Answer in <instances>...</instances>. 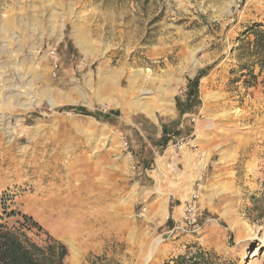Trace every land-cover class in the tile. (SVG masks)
I'll return each mask as SVG.
<instances>
[{
  "label": "rangeland",
  "instance_id": "1",
  "mask_svg": "<svg viewBox=\"0 0 264 264\" xmlns=\"http://www.w3.org/2000/svg\"><path fill=\"white\" fill-rule=\"evenodd\" d=\"M256 28L264 0H0V196L65 244V264L198 249L264 264ZM194 191L199 229L170 233Z\"/></svg>",
  "mask_w": 264,
  "mask_h": 264
},
{
  "label": "trees",
  "instance_id": "2",
  "mask_svg": "<svg viewBox=\"0 0 264 264\" xmlns=\"http://www.w3.org/2000/svg\"><path fill=\"white\" fill-rule=\"evenodd\" d=\"M253 32V46L259 52V71L264 68V30L249 29ZM242 67V70L246 69ZM248 74L252 70L248 69ZM196 76L189 83H196ZM255 78V77H254ZM192 94H196L195 86ZM91 115L81 107H65ZM9 202V204H8ZM11 202V203H10ZM12 197L8 194L0 196V264H65L67 247L59 239L49 234L35 219L18 210H11ZM163 264H210V255L198 249L194 253L173 256Z\"/></svg>",
  "mask_w": 264,
  "mask_h": 264
},
{
  "label": "built area",
  "instance_id": "3",
  "mask_svg": "<svg viewBox=\"0 0 264 264\" xmlns=\"http://www.w3.org/2000/svg\"><path fill=\"white\" fill-rule=\"evenodd\" d=\"M126 145V142H124ZM185 145V142L182 138L176 140L174 145H172L173 151H180ZM127 158H131V153L127 154ZM131 168L135 169V165L131 164ZM199 199L198 193L194 191L189 199L182 205V215L181 221H175L173 227L170 229V233H187L189 231L195 232L199 229Z\"/></svg>",
  "mask_w": 264,
  "mask_h": 264
},
{
  "label": "bare ground",
  "instance_id": "4",
  "mask_svg": "<svg viewBox=\"0 0 264 264\" xmlns=\"http://www.w3.org/2000/svg\"><path fill=\"white\" fill-rule=\"evenodd\" d=\"M142 93H148V91H145L144 90V91H142ZM137 107H138V110H141L142 112L146 113L147 115H150L151 114L150 110L145 105L137 104ZM53 201H55V200H51V202H53ZM84 221H85V223H88V224H89V222H92L91 219H84ZM83 225H85V224H84L83 221H81V223L79 224V228H81ZM63 230H64V233L69 234L70 236L74 237L76 240L78 239V241H80L82 244H85L87 246H90L92 244L91 242L93 240H96L98 238V235L95 232H92V233H90V232H88V233H86V232L85 233H81L78 230L76 231V230H72V229L70 231V228L68 226H63ZM132 246L134 247V245H132ZM156 246H157V241H152V243L148 247V252H147V257H146L145 262H147V260H149V258L152 256L153 251H154V249H155ZM135 251H136V249H135ZM140 251L141 250H139V252ZM137 255L139 257H141V253H138ZM137 255H136V252L130 250V252H129V257L130 258L135 257L137 259Z\"/></svg>",
  "mask_w": 264,
  "mask_h": 264
},
{
  "label": "crops",
  "instance_id": "5",
  "mask_svg": "<svg viewBox=\"0 0 264 264\" xmlns=\"http://www.w3.org/2000/svg\"><path fill=\"white\" fill-rule=\"evenodd\" d=\"M197 95H198V93L197 94H192V92H191V94L189 95V99L190 98H193V100L194 99H196L197 98ZM167 108V107H166ZM165 108V109H166ZM164 109V108H163ZM177 109H178V111L180 112V113H183V110L181 109V108H179V107H177ZM150 110V112H151V114L150 115H147L146 113V115L147 116H150V117H152V118H155V115H154V112H153V110L152 109H149Z\"/></svg>",
  "mask_w": 264,
  "mask_h": 264
}]
</instances>
